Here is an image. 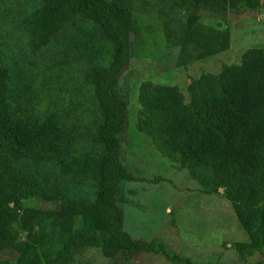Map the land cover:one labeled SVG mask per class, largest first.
I'll return each instance as SVG.
<instances>
[{"label": "rangeland", "instance_id": "rangeland-1", "mask_svg": "<svg viewBox=\"0 0 264 264\" xmlns=\"http://www.w3.org/2000/svg\"><path fill=\"white\" fill-rule=\"evenodd\" d=\"M112 1L129 7L134 16L133 58L115 87L128 101L118 134L120 157L136 177L121 181L114 193L124 229L135 238L161 237L199 264H257L264 258L261 252L245 260L236 253L235 244L248 236L230 202L220 192L202 194L187 169L162 157L138 130L137 93L139 85L150 80L175 85L188 101L190 77L216 73L223 63H239L247 48L264 46V8L195 12L191 2L181 6L179 0ZM50 12L46 0H0V66L9 68L3 107L31 125L53 114L71 143V155L63 164L13 162L17 172L36 178L39 186L21 199L14 225L17 247L1 257L5 264H43L60 249L68 232L79 229L96 238V244L82 253L86 264H112L119 255L107 250L105 233L95 218L73 208L92 202L97 190L96 166L103 144L96 136L102 116L93 72L110 63L114 46L96 23L79 16L49 30L38 18ZM229 40L230 49L220 52ZM215 52L219 53L204 62L195 60ZM2 155L10 159L3 151ZM123 264L172 263L161 254L138 252Z\"/></svg>", "mask_w": 264, "mask_h": 264}, {"label": "trees", "instance_id": "trees-1", "mask_svg": "<svg viewBox=\"0 0 264 264\" xmlns=\"http://www.w3.org/2000/svg\"><path fill=\"white\" fill-rule=\"evenodd\" d=\"M51 12L38 18L49 30L79 16L96 23L113 43L108 65L93 72L94 97L102 119L97 139L103 153L96 166L97 190L92 202L74 206V212L92 215L105 233L112 264H123L131 253L161 254L172 264H199L176 252L161 237L135 238L123 227V212L114 193L121 181L136 180L121 160L119 133L128 101L115 91L133 58L131 9L112 0H46ZM215 11L264 8V0H179ZM9 68L0 66V264L1 254L17 247L15 221L21 199L32 195L39 181L15 169L21 159L63 164L71 143L53 114L31 125L3 105L8 99ZM189 100L175 85L143 81L138 87L140 117L137 128L170 162L187 169L200 191L217 193L230 201L248 240L238 241L240 260L254 252L264 255V46L247 48L239 63H223L217 73L201 72L187 84ZM2 151L10 159H5ZM10 203H13L10 206ZM96 244L93 233L68 232L58 251L43 264H86L83 251ZM119 257V258H118ZM257 264H264V258Z\"/></svg>", "mask_w": 264, "mask_h": 264}, {"label": "crops", "instance_id": "crops-1", "mask_svg": "<svg viewBox=\"0 0 264 264\" xmlns=\"http://www.w3.org/2000/svg\"><path fill=\"white\" fill-rule=\"evenodd\" d=\"M230 49V40H229V43H227L224 47H223V49L220 51V52H222V51H228ZM217 53H219V52H215V53H213V54H207V55H203V56H201V57H199V58H197V59H195V60H201L202 62H204V60H206L208 57H213L215 54H217ZM226 53V52H225ZM178 59H179V52H178ZM178 59H177V61H176V63H175V66L176 67H179V65H178ZM222 66V65H221ZM219 68H221V67H219ZM217 70V69H216ZM214 73V72H213ZM217 73V72H216ZM200 75V74H199ZM198 75V76H199ZM196 77V76H195ZM187 84H188V81H187ZM186 84V85H187ZM199 184V183H198ZM201 192V191H200ZM202 194H204V195H212V194H217V193H211V194H207V193H204V192H201ZM221 193V192H220ZM221 195H222V193H221ZM223 196V195H222ZM224 197V196H223ZM225 198V197H224ZM226 199V198H225ZM227 200V199H226ZM227 201H229V200H227ZM230 202V201H229ZM231 204V203H230Z\"/></svg>", "mask_w": 264, "mask_h": 264}, {"label": "water", "instance_id": "water-1", "mask_svg": "<svg viewBox=\"0 0 264 264\" xmlns=\"http://www.w3.org/2000/svg\"><path fill=\"white\" fill-rule=\"evenodd\" d=\"M189 82H190V79H189ZM219 191L221 192V193H223V187H219ZM13 205V203H10V206H12Z\"/></svg>", "mask_w": 264, "mask_h": 264}]
</instances>
